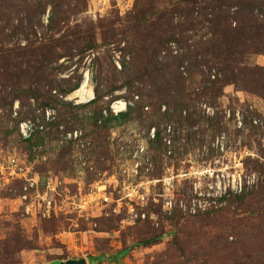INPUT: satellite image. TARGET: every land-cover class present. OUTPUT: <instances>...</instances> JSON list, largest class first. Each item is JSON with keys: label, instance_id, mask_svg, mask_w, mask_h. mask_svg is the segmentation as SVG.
I'll return each instance as SVG.
<instances>
[{"label": "rangeland", "instance_id": "1", "mask_svg": "<svg viewBox=\"0 0 264 264\" xmlns=\"http://www.w3.org/2000/svg\"><path fill=\"white\" fill-rule=\"evenodd\" d=\"M202 1L0 0V264H264V0L214 86Z\"/></svg>", "mask_w": 264, "mask_h": 264}, {"label": "trees", "instance_id": "2", "mask_svg": "<svg viewBox=\"0 0 264 264\" xmlns=\"http://www.w3.org/2000/svg\"><path fill=\"white\" fill-rule=\"evenodd\" d=\"M190 1L192 0H189V2ZM214 1L221 5L216 6V4H214ZM228 1L230 2V4H228L226 8H224V6L222 5H224ZM253 2L254 0H203L202 5L204 7L201 9L200 16L205 17L204 20L202 19L204 23L211 22V25L214 26V30L219 29V25L226 19H229V21H231L232 19L237 21L240 17L246 16V14H250V12H252L253 9ZM256 9H258L261 12V14L264 13V9L262 10L260 7H256ZM256 9H254L253 11H255ZM215 32L216 33L212 34V37L209 38V40L203 43L201 47V51L202 54L206 56L205 58L211 55V59L206 60V65L208 67H210V65H213L214 68L216 67L218 70H220V74L222 75V78L221 79L218 78L215 81H213L210 79V75H211L210 72L209 79L207 80V82L208 84L210 83V86H214L218 84L228 85L233 81L234 77L232 76V74H230V70L228 68H225V66L221 64H223V61H225L226 58L229 59L231 58V57H227L226 55L230 52L229 50L232 49L231 47L232 40L230 37L231 35L226 29H222V27H220V29ZM235 46H236V53H238L240 47L237 44L236 39H235ZM224 49H227V51H225ZM253 52L256 53L255 51ZM182 59L183 58L181 59L178 58L175 61L178 60L182 61ZM204 85H206V83ZM78 89H79V85H77L75 88L71 90L62 91V96L67 97V95L71 94L72 92H76ZM94 101L96 100H93L92 102ZM89 104H91V102ZM132 111L133 108L130 107L126 113H122L121 115L115 118L112 116L110 119L116 121L125 120L128 116H130ZM244 199L245 196H241V200L243 201Z\"/></svg>", "mask_w": 264, "mask_h": 264}, {"label": "bare ground", "instance_id": "3", "mask_svg": "<svg viewBox=\"0 0 264 264\" xmlns=\"http://www.w3.org/2000/svg\"><path fill=\"white\" fill-rule=\"evenodd\" d=\"M77 94H79L82 98H84L83 95L85 94V87H83ZM90 96H91V94H90ZM113 109H115L116 113L123 112L126 109L125 103L117 102L114 104Z\"/></svg>", "mask_w": 264, "mask_h": 264}, {"label": "water", "instance_id": "4", "mask_svg": "<svg viewBox=\"0 0 264 264\" xmlns=\"http://www.w3.org/2000/svg\"><path fill=\"white\" fill-rule=\"evenodd\" d=\"M59 264H88V263L85 259H80V260H69Z\"/></svg>", "mask_w": 264, "mask_h": 264}, {"label": "built area", "instance_id": "5", "mask_svg": "<svg viewBox=\"0 0 264 264\" xmlns=\"http://www.w3.org/2000/svg\"><path fill=\"white\" fill-rule=\"evenodd\" d=\"M30 135H31V134H29L28 136H30ZM172 204H173V203H172L171 201H167V202H166V208H168V209L170 208V209H171V208H172Z\"/></svg>", "mask_w": 264, "mask_h": 264}]
</instances>
